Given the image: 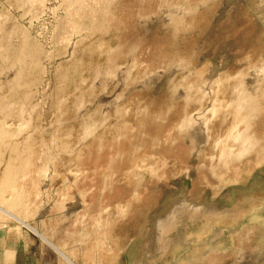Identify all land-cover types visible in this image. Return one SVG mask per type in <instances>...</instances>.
<instances>
[{
	"label": "rangeland",
	"instance_id": "374dc122",
	"mask_svg": "<svg viewBox=\"0 0 264 264\" xmlns=\"http://www.w3.org/2000/svg\"><path fill=\"white\" fill-rule=\"evenodd\" d=\"M262 169L264 0H0V223L264 264Z\"/></svg>",
	"mask_w": 264,
	"mask_h": 264
},
{
	"label": "crops",
	"instance_id": "0c3cea01",
	"mask_svg": "<svg viewBox=\"0 0 264 264\" xmlns=\"http://www.w3.org/2000/svg\"><path fill=\"white\" fill-rule=\"evenodd\" d=\"M59 212V210L57 211ZM21 218L23 213H16ZM47 211L36 210L26 221L0 223V264H141L130 257L132 243L113 235L117 223L110 225L102 237L100 227H94L86 239L84 230L75 227L52 228L43 217ZM23 219V218H22ZM33 226L34 229L31 227ZM102 238H108L102 241ZM104 240V239H103ZM145 247V246H140Z\"/></svg>",
	"mask_w": 264,
	"mask_h": 264
},
{
	"label": "bare ground",
	"instance_id": "6f19581e",
	"mask_svg": "<svg viewBox=\"0 0 264 264\" xmlns=\"http://www.w3.org/2000/svg\"><path fill=\"white\" fill-rule=\"evenodd\" d=\"M209 124V123H208ZM207 123H204V128H206L207 127V125H208ZM198 129V128H197ZM196 129V130H197ZM206 133V132H205ZM238 135H241V134H238ZM244 135L245 136H247V133L245 132L244 133ZM194 136V135H193ZM246 139H249L248 138V136L246 137ZM262 171L264 172V169H262ZM186 181V180H185ZM186 200V199H185ZM184 200V201H185ZM178 201V200H177ZM177 201H176V203L175 202H173L174 204L173 205H176L177 204ZM184 201H178V204L177 205H179V202H180V204L181 203H185ZM188 201V200H187ZM170 202V201H169ZM170 205V204H169ZM186 205H189L190 207L191 206H193V207H196V206H199L198 204H196V203H194V202H191V201H188L187 202V204ZM172 206V205H171ZM171 206L170 207H168V206H163L164 208H162V209H164V210H161V211H159L158 212V215H160V216H156V218L154 217V225H153V228H154V234H155V236H157V235H159L158 233H157V229L158 228H161L162 227V225L164 224V223H166V221L165 220H161L160 218L161 217H164L167 213H168V211L169 210H171L172 211V209H170L171 208ZM200 207V206H199ZM166 211V212H165ZM165 212V213H164ZM173 219V218H172ZM171 219V220H172ZM170 223V222H169ZM165 226V225H164ZM168 226V225H167ZM224 230H216V233H215V236H217L218 234H220V233H222ZM213 240V239H212Z\"/></svg>",
	"mask_w": 264,
	"mask_h": 264
}]
</instances>
